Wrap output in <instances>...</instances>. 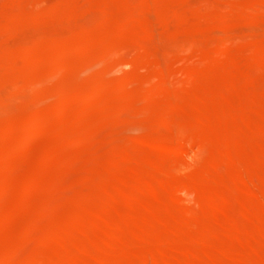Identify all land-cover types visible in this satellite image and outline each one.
Masks as SVG:
<instances>
[{
	"label": "rangeland",
	"instance_id": "rangeland-1",
	"mask_svg": "<svg viewBox=\"0 0 264 264\" xmlns=\"http://www.w3.org/2000/svg\"><path fill=\"white\" fill-rule=\"evenodd\" d=\"M30 1L31 0H11V1L10 0H1L0 1V3H1L0 4V34L4 35V37H3V35L0 37V38H2V39H0V72H1L0 73V78H1L0 79V82H1L0 83V131L2 129H5V128L8 129L9 128L14 132V134L18 135L17 137H19V141L17 139H15V141H14V139L4 137L0 134V145H1L0 146V159H1L0 160V219L3 218L2 221L3 220L5 221L6 220L5 217H8V218H9V216L13 217L12 215H15L17 217L15 219H12V218L9 219L10 222L7 219V221H5L7 224L4 222L6 225L0 224V229H1L0 230V236L2 235L0 237V249H1L0 250V264H11V263L12 264H22V263L26 264V263H24L26 258L28 260L31 256H33L35 254L34 252H36V251H39L38 254H40L41 251H43L41 253L42 256L37 255L38 257H42L43 259L46 258L44 256H48L49 254H50L49 256L52 257L53 254L57 253L59 255L62 252H64L63 250L66 251V247L63 250L62 249L59 250V246L60 247H61V245L64 246V242L61 238H56L57 241H60V242H57V244L55 243L56 244L55 246H53V245H54V242H56V241H50L49 240L48 243L43 242L45 240L44 238H46V240L52 239V237L50 236L51 237L50 238L48 236L49 234L46 233L49 231V228L51 227L50 225H52L50 222L52 220V218L54 219L53 221H55L54 223H56V224L58 223L59 226H62L65 223V226H67L69 228V227H71V224L67 222V219L70 218L71 216L67 217L69 215L67 213L68 211H69L70 215L72 214V211L74 214L75 213H82L84 215H87L88 213L91 214L92 212H95V213H92L93 215L97 214L99 212L98 207H100L99 203L101 202L102 199L99 200V202L96 199L99 197V195H100L99 198H103V197H101V195L103 194L102 193L103 190L101 191L100 189H103V186H104L103 180L104 179L107 180L106 182L108 184L111 183L110 185H113L116 181V178H118V176H120V175H121V177H127V178H130L131 176H133L132 172H135V170L137 169V164H136L135 160L143 158L142 160L144 162H146L148 160L151 161L152 159H154V160L158 159L157 158L158 154L155 153L156 150L154 153H151L153 151L152 149H157L156 147L153 148L154 143L151 144V142L154 141L152 137H154L156 139L157 138L158 139L162 138L164 140L167 139L166 141L169 140L172 143L173 140L176 139L179 136V134L181 133L180 126H183L185 124H192V122H194L195 121L194 119L196 118V117H194V115L196 114V111H200L202 109V108H200V110H198L199 107L195 108L194 106L192 108L191 107L187 108L188 105L185 107L186 101L184 98H186L187 96H188V100H191L194 96H197L196 94H199V93L201 94V92L205 96H210L212 98L217 96V100L212 99V102L214 100L213 104L215 103L216 105L215 104L211 105L212 104L211 103L210 106L207 107L208 108L207 110L210 109L212 112H213V109H215V108H216V110L217 109H219V110L223 109L220 106L224 102L225 103L222 106L227 104L226 108L227 107L228 108L229 107L230 108L231 107L232 108L238 107L237 109H234V110H239V108L243 109L245 107L244 102H246V100L250 101V99H255V100L259 99V100H257L258 102L256 104L260 103L262 105V107L264 108V102H263V100H264V95H263L264 94L263 93L264 92L263 91L264 90V77H262V76H264V59L261 57L258 58V55H256L257 53H256L255 47L253 49H251V47H248L249 44H250L249 46H251V44L261 45V42L262 41L264 42V28H263L264 27V19H262L264 16L261 14V17L262 16L263 17L261 19H260V17H257L260 20L256 21L255 20L256 17L255 18L252 17L250 19L249 16H251V15L246 16V15H243L242 13H241V15H239V13H237L235 16V19L233 16L231 18H228L230 20V22H232L233 25H231V23H230L231 26L228 28L224 27V29H219L220 25H218V24H215V26H214V24H212V23H213V20L215 18L212 20V18L210 17L211 14H212V16L216 14L215 16L217 18L222 17L221 12L222 11L224 12V10H225L224 9L225 7H223V5L224 6L226 5L227 6L226 8H230L232 11L235 10L234 8L233 9L231 8L233 5H234L233 7H236V6H237V8L239 7L240 10H241V6H244V7H246L245 9L248 10L249 13L251 14L252 13V7L251 6H253V5H251L252 3H250V2L253 0H222L223 3L220 2L221 0L220 1L219 0H201V1L200 0H191V2H190V0H187V1L186 0L185 1L184 0H147V1H149V3H151V4L153 3L152 5L150 4V7L154 6V5L156 6L153 9L154 11L152 10V12H150L151 11L150 7H147L148 9L150 8L149 10L147 9V11H144V12L141 11L140 12V10L146 9V8H144V9L138 8V7H140L139 3L141 2L140 4H142V2L144 0H137V1L136 0H129V2H128V0H111V1H109V0H97V1L96 0H89V1L88 0H61V1L60 0H54V1L53 0H51V1L50 0L49 1L48 0H33L32 2H30ZM34 1H35V3H34ZM106 1L107 2L109 1V2L107 3ZM116 1L118 2L117 4H116ZM132 1H134V2H132ZM145 1H144V3H145ZM257 1H259L258 2L259 7L261 6L263 8L260 13L264 14V4H262V2H264V0H262V2L260 0H257ZM196 2H199V3L196 4ZM256 2H253V3H256ZM26 3H28V4H26ZM38 3L40 5H38ZM41 3L45 4V6ZM109 4L111 6L108 8L107 5H109ZM132 4L133 5L135 4L134 8H133ZM117 5H119L122 8L121 9L115 8ZM162 5H164V6H162ZM247 5H249V6H247ZM27 6H28V9H26ZM136 6H138V7H136ZM244 7H242V8H244ZM259 7H258V9H259ZM128 8H129V10L135 9V10H132V13H131L132 17H134L135 14L137 16V17H135L136 20L134 22H133V18L131 20V16H130L131 14H128L130 16V20H131V22H128L129 20L127 19V17L129 18V16L126 15V13H129V10H127ZM156 8H160L159 11L160 10L164 11V12L167 11V13L158 12V11H157L158 12L157 13V12H155ZM162 8H165L166 10H163ZM173 8H175V9H173ZM110 9H111V12L113 9H115V11H113L114 13H110ZM220 9H221V11H220ZM230 9H228V10H230ZM34 10H37V11L35 12ZM125 10H127L128 12L125 13L124 12ZM228 10H225V11L229 14L230 11L228 12ZM241 11L246 14L244 9ZM258 11H260V10H258ZM3 12H5V13H3ZM32 12L35 14L33 15ZM60 12H62V14ZM236 12H239V10L236 9ZM57 13H59V14H57ZM92 13H94V14H92ZM184 13H185V15L188 14L187 16L190 17L189 19H191V21L186 22L187 20L184 19V17H185ZM249 13H247V14H249ZM110 14H112L113 16H111ZM167 14H170V15L173 14V15L167 16ZM231 14L232 13H230V16H231ZM139 15H140V17H139ZM11 16H12V18H11ZM152 16H154V17H152ZM204 16L207 18H205ZM223 16H225V15L223 14ZM239 16H240V19H239ZM242 16H244L246 18L241 19ZM258 16H260V15H258ZM172 17H174V18H172ZM201 17H204L205 19H207L206 23L207 22L210 23L209 26H207L208 28L206 26H205V29L203 27L202 28L199 27L201 24H198V23H202ZM5 19L8 21V23L6 21H4ZM126 19H127V22H125V24H124L123 22L126 21ZM152 19H153V21H152ZM183 19L185 21H183ZM192 19H193V21H192ZM194 19H195V21L198 20V21H196V22H198L197 24L194 21ZM252 19H254L256 22ZM33 20H35V21H33ZM37 20H39V21H37ZM51 20H52V22H50ZM202 20L204 21V19H202ZM249 20L252 22L254 21L253 24H251L252 22H249ZM1 21H2V23H1ZM54 21H56V22H54ZM85 22H88L89 24L85 23ZM147 22H148V24H147ZM183 22H184V24H183ZM191 22H193V23H191ZM216 22H218V21H216ZM154 23H156V24H154ZM185 23H189V24L186 25ZM15 24H16V27H15ZM54 24H56V25H54ZM119 24H123V25H127V26L120 27ZM35 25H37V27ZM79 25H81V26H79ZM217 25L219 27H217ZM9 26H11L12 28H10ZM128 26H130V27L128 29H126ZM147 26H148V29H146ZM149 26L152 27L151 28L152 30L150 29L151 31H154L156 29L154 32V35L152 34L154 37L157 34L156 38H154L153 36L149 37V35H145L147 32L150 31ZM119 27L121 30L123 27H125L126 31H124V33H121V32L119 33L117 31ZM8 28L10 31L8 30ZM17 28L19 29V31ZM49 28H50V30H49ZM144 29H146V31L147 30L148 31L146 32ZM2 30H4L5 32ZM142 30L145 31L144 32L145 34L143 33ZM13 31H17V33L13 32ZM7 32H9V33H7ZM171 32H172V35L170 34ZM234 32H237V33H235V35H234ZM131 33H133V34H131ZM168 33L170 34V36ZM213 33H214V36H213ZM15 34L17 37H15ZM173 34H174V36H173ZM144 35H145V38L147 36L148 37L145 39ZM198 36L201 38L198 39L199 38ZM18 37H19V39H18ZM52 37H54V38H52ZM69 37H71V38H69ZM157 37H158V39H157ZM223 37H227L229 40H232L233 42L237 39L235 41L237 43V44L235 43L236 45L239 44L243 47H246V46L247 47L243 49L240 47H233V45H231L232 47L228 49V54L226 52L227 56L224 55L225 57L223 58V56L221 57L219 55V58H220L219 59L217 57V53H213V50H215L216 48L218 50L217 46L220 45V39ZM11 38H14V39H11ZM45 38L46 39L48 38V39L46 40ZM59 38L60 39L63 38L66 41H68L69 45L66 47V46H63V44H62L60 49H57V46H56L57 42L56 43L53 42V39H55L54 41H56ZM238 38H239V40H238ZM68 39H70V40H68ZM87 39H89V40H87ZM38 40H39V43H37ZM251 40L253 42H251ZM20 41H22V42L20 43ZM66 41H64V44L67 43ZM78 41H80V42H78ZM8 43H9V45L6 46V44H8ZM242 43H245V44L248 43V44L245 46V45H242ZM49 44H50V46L52 45L51 48H50V46H48ZM36 45H37V47L40 46L42 48V50L40 47L37 48ZM208 45H209V47H208ZM11 46H12V48H11ZM28 46L32 47V50L35 51V53L37 52L36 56L38 54H40V56H43L42 57L43 59L41 57H39L40 59L36 58V59H33L31 61V60L25 59V57H22L21 53L23 52L25 54V52L23 51L22 48H24V49H26V47L30 48ZM44 46H45V48H44ZM201 46H202V48H201ZM47 47L49 48V50L47 49ZM212 47H215V48H212ZM4 48L6 49V51ZM18 48H20V50ZM249 48H250V50H249ZM130 49L132 51L133 50L134 51L132 52ZM173 49H174V51H173ZM180 51H181V53H180ZM209 51H211V52H209ZM251 51H253V52H251ZM206 52H209V56L210 55L212 56V61H210V63L212 62L211 64L209 63V60H206L207 58L210 59L209 56L207 57L208 54ZM239 52H241V53H239ZM46 53H48V54H46ZM13 54H15L16 56ZM213 55L214 56L216 55V56L213 57ZM240 55H244V56H240ZM59 56H62L63 59H60L62 57H59ZM240 57L242 59H240ZM51 58H52V60H51ZM245 58H247V60L249 58H251V61L250 60L249 61L252 65L251 64H249V66H247L248 64L245 65L244 64ZM256 58L258 59V61L255 62V64L257 63L256 64L257 66L255 65L256 66L255 67L253 65H254V61L257 60ZM254 59H256V60H254ZM62 60H63V62H61ZM65 60H67V61H65ZM136 60H138L140 62H138ZM26 61L27 62L29 61V62L27 63ZM207 61L211 65V66H208L209 68L207 67L208 69H206L205 65H204V62H207ZM230 61H231V63H230ZM249 61H248V63H249ZM46 62H47V64H46ZM57 62L61 66L58 65L59 67H57V64H58ZM234 62L238 65V67H236L237 65L235 67L233 66L235 64ZM241 62L244 65H242ZM208 63H206V64H208ZM245 63H247V62H245ZM23 64H24V66H22ZM26 64H28L29 70H28V66H27V68H25ZM30 65H32V67ZM41 65L43 68L41 67ZM186 65H187V67H186ZM202 65H204V68H205L203 70H209L210 73L208 71L204 75L203 73H205V72L201 70V72H203V73H201V74L197 73L198 75H193V76H195L196 80H194V77L192 76L193 82L191 81L190 84H188V82H187V85H186L187 89H186V87L184 88L183 86H182V88H179V87H181V83L185 86L184 81H187V79H185L183 76L184 72L190 70L191 67H193L192 68V70H193L194 66H195V69H196V67L203 68V67H201ZM259 65H260V67H258ZM251 67H255V68H253V70L254 69L258 70V71L254 70L255 73L258 72V74L256 73L257 75L255 74L256 76H251V75H254ZM42 69L43 70L45 69V70L43 71ZM260 69H262V70H260ZM35 70H36V72H35ZM163 70H164V73H162ZM181 70H183V71H181ZM234 70H236V71H234ZM249 70H250V73L252 71L251 74L249 73ZM24 71H25V73H24ZM213 71H214V73H213ZM37 72L39 74H37ZM57 72L60 74L58 75ZM240 72H242V74ZM260 72H262V73H260ZM3 73H4V75H3ZM34 74L36 76H34ZM93 76H94V79H93ZM141 76H143V77H141ZM63 77H65V78H63ZM103 77H104V79H103ZM213 78H214V80H216V79L218 80V81H216L217 85H216V83H215V85H213V82H210V80ZM61 79L62 80L64 79V80L62 81ZM98 79H100V80H98ZM183 79H185V80H183ZM231 79H233V80L230 81ZM93 80H94V82H92ZM60 82H62V83H60ZM161 82L163 83L162 86H160L162 88L156 87V86H159V85H156V83L161 84ZM218 82H220L219 85H218ZM151 83H153V84H151ZM15 84L20 85V86H17ZM71 84H73V87ZM210 84H212L213 87ZM251 84H253V85L251 86ZM128 85H129V87H128ZM149 85H150V87L158 88V90L155 89V91H154V94L156 96V99L154 97V100L151 98L152 96H154V94L153 95H151L150 93L147 94V92H148L147 90L145 92V88L148 89L147 87H149ZM243 85L246 87H244ZM114 86L115 87L118 86L124 90L119 91L117 88H116L117 90L116 89L114 90ZM218 86H220V87H218ZM233 86L236 87V89H234L235 91H233ZM6 87H7V89L5 91L4 88H6ZM63 87L66 88L67 90H70L71 92L75 91L76 94H75L74 99L72 101H69L66 104H63L62 106H59V105L57 106V104L55 102H57L58 96L61 92V89H63ZM227 87H229V90L227 89ZM252 87H255V88H252ZM15 88H16V90H15ZM74 88L77 90H75ZM163 88H165V89H163ZM219 88H220V90H223L222 88H225V90L227 89L229 91V92L223 91L225 93H223V92L221 93L222 95L225 94L224 95L225 97L223 96L222 98H218L219 96H221V94L219 95L220 91L216 93L217 95L213 94V90L218 91ZM249 89H250V91H249ZM8 90H9V92H8ZM11 90H13V91H11ZM53 90H54V92H53ZM92 90H93V92H92ZM230 90H232V91H230ZM51 91L53 92V94ZM70 91H68V92H70ZM193 91L194 92L197 91L198 93L195 94V93H193ZM247 91L250 93H247ZM259 91H260V93H259ZM13 92L15 94L16 93L17 94L15 95ZM33 92H36V93L33 94ZM42 92H44V93H42ZM187 92H188V94H187ZM191 92L193 94H191ZM45 95H47V96H45ZM53 95H54V97L55 96L56 97L54 98ZM43 96L45 98H43ZM252 96H255V97L253 98ZM201 97L203 98V96H201ZM46 98L49 100H47ZM245 98H246V100H244ZM180 99H184L185 102H182ZM219 100L220 101L222 100L223 102L221 101L219 104ZM48 101L51 105L46 104ZM40 102H42V104ZM81 103H83V106ZM205 103H210V102L208 101ZM44 104L47 105V107L44 106ZM69 104H71V106ZM235 104H237V105H235ZM16 106H18L19 108ZM43 106L45 108H41ZM218 106L221 109L217 108ZM57 107H58V109H57ZM210 107H213V108H210ZM16 108H17V110H16ZM37 108H38V110H37ZM70 108L73 110H69ZM203 108H205V107H203ZM21 109H24V110L21 111ZM44 109H48V111L49 110L50 111L48 112ZM126 110H127V113H126ZM210 110L207 112H211ZM216 110H214V111H216ZM243 110H245V108ZM247 110H248V108H246V111ZM258 110H255V112L253 111V114L254 113L257 114L256 111H258ZM26 111L29 113H27ZM31 111H32V113H31ZM38 111L43 112L46 115V118L50 119L49 120L50 123L46 120L47 123H49L50 128L48 127V130H46L40 136L31 137L28 135V133L25 131V129H23V127L25 128L26 123L33 120V118H35L36 115L42 114ZM63 111H65V112H63ZM73 111L74 112L77 111L78 113L76 112V113L72 114ZM205 111H206V108H205ZM10 112H12V113H10ZM86 112H88V113H86ZM201 112H204V110H202ZM23 113L25 116L23 115ZM128 113H131V115ZM220 113H222V112L220 111ZM126 114H128L129 116H127ZM17 115L20 117H16ZM54 115L57 117H59L58 115H62L63 118H61V120H60V117H59V119H57V118H55ZM30 116H31V118H30ZM72 116H74V118ZM98 116H99V118H98ZM196 116H198V113L196 114ZM11 117L13 119H16L17 123L14 122L13 124H11L12 121L10 122V120H13ZM77 117H79V118H77ZM129 117H130V119H129ZM162 117H164L163 119H167L168 120V121L166 120L167 122L170 121L169 124H167V125L163 124L162 125V120H161ZM171 118H173V119H171ZM74 119L75 120L77 119V120L74 121ZM159 119L161 120V123H160ZM169 119H171V120H169ZM71 120L74 122H72ZM172 120L174 121L173 123L171 122ZM228 120H230V119H228ZM238 120L242 123V119L238 118ZM232 121H234V120H232ZM65 122H66V124H65ZM107 122H109V123H107ZM228 123L230 126L232 122L229 121ZM61 124L64 126H62ZM86 124H88V125H86ZM59 125H61V126L58 127ZM170 125H172V128L170 127ZM84 126H86V127L84 128ZM61 127L64 129L60 131L61 132L60 134H58L57 130L61 129ZM90 127H92V128H90ZM229 129L231 130V127H229ZM229 129H228V131H229ZM80 130H81V132H80ZM82 130H83V132H82ZM178 130H180V131H178ZM22 131H23V133H22ZM77 131H79L78 134H77ZM67 133H68V135H67ZM73 133H75V134H73ZM196 135L197 136L202 135V133H197ZM139 136H141L140 139H139ZM65 137H67V138L65 139ZM144 137H145V139H144ZM35 138H37V139H35ZM59 138L61 141H59ZM9 139H10V141H9ZM28 140H30V141H28ZM95 140H96V142H95ZM147 140H149V141L152 140V141L146 143ZM90 141H93L94 143L92 142V144H91ZM105 141H107L109 144ZM254 142H255V144L258 143L256 141L252 142V140L249 143L250 144L253 143V145H254ZM136 143L137 144L138 143H141V144L144 143L145 146L147 144H148V146L143 147L141 145V148H140V144H138L139 148H140L139 149L140 152H139V150H137V148H135L137 145H135V147L133 146L134 147L133 149L137 150L136 152L133 153L135 160H130V161L127 160L126 161L127 164L122 166V167L114 164L115 160H117L118 157H120V156H118V154H117V156L114 155L116 152L119 153L118 151H116V149L120 150V152L122 150L124 151V149H126V148H128L127 150H130V148H132L131 145H134ZM249 143H248V145H249ZM261 143H262V145H260ZM261 143H259V145H257V144L254 145L256 147H253V145H252V148H249L245 152L254 154L256 152L258 153L260 151H264V142H261ZM28 144L30 147L29 150H28ZM126 144H127V147H125ZM92 145H93V148H92ZM105 145H106L105 148H107V149H105L106 151L103 152ZM49 146H50V148H48ZM86 146L90 149L86 148ZM94 146L95 147L97 146L99 148H97V147L95 148ZM108 146H109V148H108ZM23 147H24V149H23ZM147 147H149V150ZM101 148H102V150H101ZM150 148H152V149L150 150ZM246 148H248V147H246ZM57 149H59V150L57 151ZM113 149H115L114 151H116V152L113 151L114 154L113 155L110 154V156L112 155L113 157H111V158L113 159L115 157V159H113L114 161L110 160V162H109L105 158H107V154L109 156V153H111V151ZM96 150H98V151H96ZM127 150H126V152H127ZM170 150L172 151L173 149H170ZM170 150H168L166 152L163 151V153L165 152L164 154H166L169 152V155L168 154L165 155L164 159H167L169 162L171 161V163H173V165H171V163L170 164L165 163V161H164V163L166 164V166H167V164L169 167L172 166V170L170 168L169 169L167 168V170H169L168 172L165 170V168L163 170L166 171V173H171L173 175H176L175 178H177V179H184V178L188 177V175H190L192 172L196 171V169H198L199 166L201 167L202 164L204 165V158L210 154V151L207 148H201V149L200 148H196V149L195 148H189L186 152L183 153L184 155H182V153L180 155L179 153H176L174 150H173V152H175V154H173L172 152L170 153ZM14 151H15V153H14ZM26 151H27V153H26ZM49 151H50V153H49ZM91 151L93 154H90ZM123 151L121 153H123ZM157 151H158V149H157ZM239 151H240V149H239ZM239 151H237V152H239ZM31 152H33V153H31ZM36 152H37V155H36ZM99 152H102L104 155L102 153H99ZM130 152H132V151H130ZM138 152H139V154H138ZM159 152L162 153L161 150ZM11 153L13 155H11ZM239 153L242 154L241 151ZM243 153H244V151H243ZM14 154H16V156ZM28 154H30V155L28 156ZM41 154H43V155H41ZM97 154H100V155H97ZM25 155L27 157L24 158ZM89 155H90V157H89ZM91 155H93L94 157ZM119 155H121V154L119 153ZM63 156H65V157H63ZM13 157H15V158L13 159ZM48 157H50V161L48 160L49 159ZM26 158H27V160H26ZM40 158H42V159L48 158L47 160L50 162V164H49V162H47L46 165L41 164L42 159H40ZM32 159L33 160L36 159V160L33 161ZM52 159H53V161H52ZM180 159H182V160H180ZM9 160H10V162H9ZM104 160L106 163L104 162ZM11 161H12V163H11ZM246 161H248V160H246ZM7 162H9V163H7ZM78 162L81 166L78 164ZM96 162H97V164H96ZM99 162H100V164H99ZM160 162H162V161H160ZM24 163H25V165H24ZM240 163H238L239 167H237V166L235 168H234V166H230V167L228 166L225 168L223 167V169L220 171L221 175H218V176H221L220 178H222L225 181V184H223V185H225V188L229 187V185H227L226 181L232 182L231 180H234L236 175L239 176V174H237V172H239V171H237L236 173H235V171L237 170L236 168H240V165L242 167L244 165L248 170H251V173L256 171V172H254V174L256 173V175L258 174L257 176H260L261 182H259V180L257 179L258 181L255 180V183L257 184V186H259V184L264 185V170H263L264 165L257 166L258 164L254 163V162H249V164H247V163L243 164V162H242V164H240ZM48 164H49L50 168L48 167ZM58 164H59V166H57ZM175 164H177V170H176ZM183 164H184V166H183ZM238 164H235V165H238ZM252 164L255 167L252 166ZM5 165H7V166H5ZM33 165H35V166H33ZM91 165H92V167H91ZM98 165H100V166L98 167ZM110 165H112V166H110ZM11 166H13L14 169L16 167L18 169L16 168V170H14ZM43 166H46V168ZM87 166H88V168H87ZM128 166H129V168H128ZM173 166L175 168H173ZM225 166H227V165H225ZM19 167H20V170H19ZM54 167H57V168H54ZM61 167H64V168H61ZM81 167L83 169H80ZM242 167H241V169H242ZM261 167H263V168L261 169ZM21 168H23V169H21ZM33 168H35V169L33 170ZM67 169H68V171H67ZM74 169H75V171H74ZM140 169H139L140 171H143V173L146 174L145 172L147 171V168L141 167ZM72 170H73V172H72ZM149 170L150 171H148V172L150 174L154 173L152 175L153 177H150L153 179L156 172H155V170H153V168H149ZM158 170H160V169H158ZM5 171L8 174L10 173L11 175L9 174V176H7L8 174L6 175ZM18 171L20 174L17 173ZM29 171H30V173L33 172L34 174L33 173L30 174ZM78 171H80V172H78ZM244 171H245V168H244ZM62 172H64V173H62ZM71 172L74 174V176H73V174L72 175L70 174ZM230 172H231V174H230ZM232 172H233V174H232ZM80 173H81V175H80ZM91 173H92V177H94L93 179H90L89 178L90 176H88V175H91ZM12 174L16 177L14 178V176ZM82 174L85 176V178L87 176L91 180L90 183L92 182V180H94V179H96V180H94L90 184L89 182H87L85 180V178H84V176H82ZM106 174L108 177L106 176V178H103L102 176H105ZM161 174H162V171H161ZM116 175H117V177H116ZM160 175L158 174L155 177L160 176ZM30 176H31V178H30ZM38 176H39V178H38ZM65 176H66V178H65ZM67 176H69V177H67ZM146 177L148 178L147 174H146ZM181 177H183V178H181ZM23 178H25V179H23ZM36 178H38L37 181H39V183H41V180H42L43 185H42V183L39 184L40 187L37 189H35L36 187H34L35 190L33 189V191H31V193L29 191H26V193L29 192V193H27V195H28L27 196L24 193V189H23L24 186L22 187V185H24V183L27 181V179L28 180L31 179L33 181ZM69 178H70V180H69ZM63 180L65 181L64 184H63V182H64ZM84 180L86 182H83ZM131 180L133 181V183H136V182H140L141 178H138V179L133 178ZM4 181H7L8 185H6V182H4ZM11 181L13 182L14 185L10 184V183H12ZM20 181L21 182L23 181L22 184L20 183ZM60 181L62 182L61 184H60ZM66 181H67V183H66ZM98 181L100 182L99 185H98ZM132 181H131V183H132ZM1 184L5 188L2 187ZM67 184H69V185H67ZM10 185L14 186V187L12 188ZM70 185H71V187H69ZM226 185H227V187H226ZM252 186H254L255 191L261 192L259 189H257V186L255 187V184H253ZM10 187H11V189H10ZM87 187L89 189H91L92 192L94 191V193H92L93 198H94L95 193H96V195H98L97 198L96 197L94 198V202L92 203V205H94V204L96 205V203H98V206H95V208L89 207V204H91V203H87V202L82 201L83 198H85L87 196V195L84 196V194H87L84 192V191H86L85 189L88 190ZM51 188L53 191L51 190ZM45 189H47V190H45ZM57 189H59L60 191H58ZM71 190H73V191H71ZM89 191L90 190H88V192ZM169 191H172V190L169 189ZM169 191L167 189L166 194H165L166 195L165 203H166V206L168 207V212H164V214H165V216H167L171 220L170 222L172 224L175 223V225H176L177 224L176 222L178 220V218L176 219L175 215H173L172 211H174V209L180 208L178 210V212L183 210L185 214H181V213L180 214L182 216H188L187 211L199 209L198 206H201V207L204 206V201L202 199L201 200L196 199L195 194H192V193L188 194L187 192L186 193L185 192L184 193L183 192H177V193L173 192L175 194V195H173V193H171ZM51 192H53V193H51ZM55 192H57V194ZM76 192H78V193H76ZM82 192H83V194H82ZM48 193L53 198L49 199L48 197L50 195ZM59 193H60V195H58ZM79 194H81L82 196ZM89 194H91V193H88V195ZM67 195L70 196L71 199ZM67 198H68V200H66ZM3 199H5V200L9 199V200H7L8 201L7 202ZM32 199H33V201H32ZM147 199L148 200L151 199L150 195L147 196ZM2 200L4 203L1 202ZM21 200H22V202H21ZM54 200H55V202H54ZM123 200H125V199H122V201H120V202H118L112 206L113 208L117 209L119 214H122L127 209L128 201L127 200L123 201ZM151 201H153V200H151ZM17 204H19V205H17ZM5 205H6V207H5ZM28 205H29V207H28ZM49 205H51V206H49ZM44 207H46V208H44ZM55 207H57V208H55ZM68 207H70V208H68ZM101 207H102V205H101ZM44 209H47V210L44 211ZM82 210H83V212H82ZM11 211H12V214H11ZM100 211H101V209H100ZM13 212H15V213L13 214ZM39 212H40V214H39ZM44 212H46V213H44ZM225 212L227 213V215H225L226 214ZM225 212L215 211L214 212L215 214H212L210 216H203L202 217L203 219L200 218L199 221H200L201 225H202V223H205L208 220V218L228 222L227 220H230L232 217V212L231 213H228L230 211H225ZM221 214H223V216ZM263 214H264V212H263ZM161 216L163 217L164 215H161ZM211 216H213V217H211ZM224 216H225V218L228 216L227 219H225ZM219 217H221L222 219H219ZM23 219H25V220H23ZM183 219H184V217H183ZM11 220H12V223H11ZM43 220H44V222H43ZM172 220H173V222H172ZM255 221H256V223L258 222L257 220H255ZM141 222H142V220H140L139 224L143 223V222L142 223ZM249 222L250 221H248L247 224L244 223V225L247 228L249 227V229H252V228L258 227L256 225H254L256 227H253L251 224L252 222L250 224H249ZM218 224H219V222H218ZM47 225H48V228H46ZM58 225H55V226H58ZM14 228L17 229V231ZM30 228H32V230ZM33 228H34V230H33ZM97 229H100V231H102L105 228H97ZM97 229H95V230H97ZM35 231H38V232H35ZM16 232H17V234H15ZM103 232L102 233H103V237H104L105 231L103 230ZM3 233H4V235H3ZM29 233H31V234H29ZM102 233L98 234L96 232V234L99 235L98 238L100 236H102L101 235ZM7 234H9V236ZM33 234H34V236H33ZM43 234H45V235H43ZM96 234L94 233L91 236L93 237ZM3 237H5V238H3ZM102 238H100V239H102ZM95 239H97V236L95 237ZM133 239H134V241H133ZM39 240H41V241H39ZM157 240H160V239L157 238ZM225 241H226L225 238H222V239L218 240L217 242L215 240L214 243L212 244V246L217 247V246H220V244H222V243L227 244ZM249 241L246 242V244H245V242L242 243L241 246L238 247V250L241 249L240 251H244L248 247ZM8 242H10L11 244H9ZM14 242L16 244H14ZM62 242H63V244H62ZM135 242L139 243L138 239H136V237L132 236V237H124V240L121 243H126V244H133L134 243L135 244ZM156 242H158V241H156ZM228 242H230V241H228ZM38 243H41V245H42V243H46V245H48L50 248L46 249V247H48L46 245L44 247L40 245L42 247V248H40V246L37 245ZM158 243H156V244H158ZM216 243L219 245H217ZM250 243H251L250 245H252L254 242L252 241ZM17 244H18V246H17ZM230 244H228V245H230ZM50 245H52V247ZM103 245H102V247H103ZM235 245L237 246V244H235ZM119 246H120V244H119ZM254 246H255V244H254ZM230 247H232V244L230 245ZM35 248L38 250L34 251ZM5 249H6V251H5ZM261 250H263V252H264V246L262 247ZM32 251H34V252H32ZM92 251L93 252H91V255L95 256L99 253L100 249L98 248V249H95ZM19 255H20V257H19ZM135 255H138V252ZM53 256H55V255H53ZM262 256H264V254ZM133 257H134L133 255H132V257H130V259L132 261L137 258V256H135L134 258ZM258 257L257 258L255 257L254 259L251 258V261L256 262V263L259 262V260H261V258H258ZM229 260L230 259H226L225 263L231 264V262H229ZM21 261H23V262H21ZM8 262H10V263H8ZM42 264H44V263H42Z\"/></svg>",
	"mask_w": 264,
	"mask_h": 264
},
{
	"label": "bare ground",
	"instance_id": "bare-ground-1",
	"mask_svg": "<svg viewBox=\"0 0 264 264\" xmlns=\"http://www.w3.org/2000/svg\"><path fill=\"white\" fill-rule=\"evenodd\" d=\"M1 1V0H0ZM11 1V0H10ZM33 0H31L30 2H32ZM49 1V0H48ZM51 1V0H50ZM54 1V0H53ZM61 1V0H60ZM89 1V0H88ZM97 1V0H96ZM109 1H111V0H109ZM108 1V2H109ZM137 1V0H136ZM145 1V0H144ZM144 1L142 2V4H140L139 3V6L140 7H138V6H136V7H138L139 9H144V8H146L145 10H140V12L141 11H147V7H150V4L151 3H149V1H145V3H144ZM185 1V0H184ZM187 1V0H186ZM201 1V0H200ZM220 1V0H219ZM257 0H253V1H251L250 3H252L251 5H253V6H251L252 7V13L250 14L249 13V11L248 10H246L245 8L246 7H244V6H241V10H245V12H246V14L244 13V12H242L241 10H240V8L238 7L237 8V6L236 7H231L232 9L234 8L235 10H231L230 8H226L227 6L225 5H223V7H225L224 9L225 10H228V9H230V10H228V12L230 11V13H232L231 14V16H230V13L228 14L225 10H224V12L222 11L221 12V14H222V17H216L215 15H213L212 16V14H211V18H212V20H213V23L212 24H214V26H215V24H218V25H220V27L217 25V27H219V29H224V27L225 28H228V27H230L231 25H233L232 24V22H230V20L228 19V18H231L232 16L234 17V19H235V16H236V14L237 13H239V15H241V13L243 14V15H246V16H248V15H251V16H249L250 17V19L253 17V18H255V20L256 21H259L263 16H264V14L263 13H260L261 12V10L263 9L261 6L259 7V4H258V2L259 1H257ZM261 2H262V0H260ZM3 2V1H2ZM41 2V1H40ZM64 2V1H63ZM107 2V1H106ZM107 2V3H108ZM128 2H129V0H128ZM132 2H134V1H132ZM190 2H191V0H190ZM189 2V3H190ZM220 2H222V0L220 1ZM253 2H256V3H253ZM9 3V2H8ZM24 3V2H23ZM34 3H35V1H34ZM92 3V2H91ZM106 3V4H107ZM118 2L116 1V4H117ZM131 3V2H130ZM137 3V2H136ZM135 3V4H136ZM199 2H196V4H198ZM223 3V2H222ZM221 3V4H222ZM1 4V3H0ZM26 4H28V3H26ZM41 4H43V3H41ZM54 4V3H53ZM61 4V3H60ZM59 4V5H60ZM89 4V3H88ZM96 4V3H95ZM111 4V3H110ZM107 5L108 6V8L111 6V5ZM134 4V5H135ZM146 4V5H145ZM153 4V3H152ZM151 4V5H152ZM193 4V3H192ZM195 4V5H196ZM242 4V3H241ZM262 4H264V2H262ZM14 5V4H13ZM17 5V4H16ZM22 5V4H21ZM38 5H40L39 3H38ZM37 5V6H38ZM44 6H45V4H43ZM47 5V4H46ZM65 5V4H64ZM86 5V4H85ZM133 5V4H132ZM133 5V8L135 7ZM194 5V4H193ZM29 6V5H28ZM28 6L26 7V9H28ZM43 6V7H44ZM48 6V5H47ZM53 6V5H52ZM51 6V7H52ZM56 6V5H55ZM162 6H164V5H162ZM247 6H249V5H247ZM263 6V5H262ZM5 7V6H4ZM24 7V6H23ZM34 7V6H33ZM50 7V8H51ZM86 7V6H85ZM154 7H156L155 5L154 6H151L150 8H151V11L150 12H152V10L154 9ZM160 7V6H159ZM197 7V6H196ZM242 7H244V8H242ZM258 7H259V9H258ZM3 8V7H2ZM35 8V7H34ZM84 8V7H83ZM115 8H122V7H120L119 5H117ZM137 8V9H138ZM149 8V9H150ZM177 8V7H176ZM261 8V9H260ZM13 9V8H12ZM17 9V8H16ZM40 9V8H39ZM68 9V8H67ZM72 9V8H71ZM148 9V10H149ZM159 9L160 8H156L155 10V12H164V11H159ZM163 10H166L165 8H162ZM173 9H175V8H173ZM200 9V8H199ZM203 9V8H202ZM236 9L237 10H239V12H236ZM248 9V8H247ZM2 10V9H1ZM30 10V9H29ZM28 10V11H29ZM49 10V9H48ZM93 10V9H92ZM127 10H129V8L127 9ZM127 10H125L124 12L126 13V12H128ZM132 10H135V9H132ZM132 10L130 9L129 10V13H126V15H128V14H131L132 13ZM201 10V9H200ZM258 10H260V11H258ZM5 11V10H4ZM19 11V10H18ZM26 11V10H25ZM33 11V10H32ZM35 12L37 11V10H34ZM113 11H115V9H113L112 10V12H111V9H110V13H114ZM131 11V12H130ZM154 11V10H153ZM176 11V10H175ZM220 11H221V9H220ZM241 11V12H240ZM15 12V11H14ZM134 12V11H133ZM157 12V13H158ZM171 12V11H170ZM3 13H5V12H3ZM27 13V12H26ZM33 13V12H32ZM54 13V12H53ZM61 14H62V12H60ZM68 13V12H67ZM73 13V12H72ZM97 13V12H96ZM124 13V14H125ZM135 13V12H134ZM139 13V12H138ZM164 13H167V11H165ZM177 13V12H176ZM213 13V12H212ZM235 13V14H234ZM247 13H249V14H247ZM25 14V13H24ZM35 13H33V15H34ZM57 14H59V13H57ZM92 14H94V13H92ZM223 14L225 15V16H223ZM228 14V15H227ZM261 14L263 15L262 17H261ZM54 15V14H53ZM71 15V14H70ZM111 16H113L112 14H110ZM142 15V14H141ZM148 15V14H147ZM168 15H170V14H167V16ZM171 15H173V14H171ZM170 15V16H171ZM188 14H186L185 15V13H184V19H186L187 21L186 22H188V21H191V19H189L190 17H188L187 16ZM254 15V16H253ZM258 15H260V16H258ZM68 16V15H67ZM74 16V15H73ZM89 16V15H88ZM91 16V15H90ZM99 16V15H98ZM122 16V15H121ZM129 16V15H128ZM131 16V20H132V18H133V22L136 20V18L135 17H137L136 16V14H135V16L134 17H132V14L130 15ZM130 16H129V18L127 17V19L129 20L128 22H131V20H130ZM150 16V15H149ZM206 16V15H205ZM204 16V17H205ZM26 17V16H25ZM69 17V16H68ZM76 17V16H75ZM139 17H140V15H139ZM142 17V16H141ZM152 17H154V16H152ZM156 17V16H155ZM175 17V16H174ZM174 17H172V18H174ZM188 17V18H187ZM200 17V16H199ZM198 17V18H199ZM201 17V21H202V23H198V22H196V21H198V20H196L195 21V19H194V21L196 22V24L198 23V24H201L199 27L200 28H204L205 29V26L207 27V26H209V22H207L206 23V20L207 19H205V18H207V17ZM257 17H260V19H258ZM4 18V17H3ZM11 18H12V16H11ZM35 18V17H34ZM58 18V17H57ZM89 18V17H88ZM242 18H246V17H244V16H242L241 17V19ZM248 18V17H247ZM14 19V18H13ZM27 19V18H26ZM41 19V18H40ZM49 19V18H48ZM125 19V18H124ZM127 19H126V21H124L123 23L125 24V22H127ZM150 19V18H149ZM183 19V21H185ZM202 19H204V21L202 20ZM239 19H240V16H239ZM238 19V20H239ZM249 19V18H248ZM247 19V20H248ZM262 19H264V17L262 18ZM142 20V19H141ZM181 20V19H180ZM246 20V21H247ZM252 20H254V19H252ZM254 20V21H255ZM4 21H6L7 23H8V21L5 19ZM24 21V20H23ZM29 21V20H28ZM33 21H35V20H33ZM37 21H39V20H37ZM58 21V20H57ZM82 21V20H81ZM85 21V20H84ZM104 21V20H103ZM144 21V20H143ZM152 21H153V19H152ZM192 21H193V19H192ZM200 21V22H201ZM215 21V22H214ZM216 21H218V22H216ZM253 21V22H254ZM255 21V22H256ZM27 22V21H26ZM50 22H52V20L50 21ZM54 22H56V21H54ZM53 22V23H54ZM249 22H252V21H250L249 20ZM253 22L251 23V24H253ZM1 23H2V21H1ZM13 23V22H12ZM65 23V22H64ZM85 23H88V22H85ZM191 23H193V22H191ZM205 23V24H204ZM230 23H231V25H230ZM45 24V23H44ZM43 24V25H44ZM49 24V23H48ZM58 24V23H57ZM89 24V23H88ZM129 24V23H128ZM133 24V23H132ZM147 24H148V22H147ZM154 24H156V23H154ZM158 24V23H157ZM183 24H184V22H183ZM186 25L187 24H189V23H185ZM204 24V25H203ZM245 24V23H244ZM250 24V25H251ZM259 24V23H258ZM54 25H56V24H54ZM86 25V24H85ZM248 25V24H247ZM14 26V25H13ZM27 26V25H26ZM30 26V25H29ZM34 26V25H33ZM36 27H37V25H35ZM50 26V25H49ZM61 26V25H60ZM70 26V25H69ZM79 26H81V25H79ZM119 26L120 27H122V26H127V25H123V24H119ZM131 26V25H130ZM130 26H128L126 29H128ZM140 26V25H139ZM10 28H12L11 26H9ZM15 27H16V24H15ZM41 27V26H40ZM46 27V26H45ZM62 27V26H61ZM120 27L118 28V32L120 33H124V31H126V29H125V27H123L122 28V30L120 29ZM144 27V26H143ZM150 27V26H149ZM184 27V26H183ZM193 27V26H192ZM198 27V28H199ZM222 27V28H221ZM249 27V26H248ZM261 27V26H260ZM19 28V27H18ZM17 28V29H18ZM47 28V27H46ZM68 28V27H67ZM72 28V27H71ZM110 28V27H109ZM152 27H150L149 28V30L151 29ZM176 28V27H175ZM194 28V27H193ZM196 28V27H195ZM208 28V27H207ZM254 28V27H253ZM264 28V27H263ZM7 29V28H6ZM5 29V30H6ZM29 29V28H28ZM33 29V28H32ZM64 29V28H63ZM120 29V30H119ZM124 29V30H123ZM146 29H148V26L146 27ZM146 29H144L145 31H146ZM155 29V28H154ZM250 29V28H249ZM252 29V28H251ZM8 30H9V28H8ZM13 30V29H12ZM49 30H50V28H49ZM69 30V29H68ZM71 30V29H70ZM74 30V29H73ZM152 30V29H151ZM149 31V32H147L146 34L144 33L145 31H143V33L145 34V35H149V37H152L153 35H154V32H155V30L154 31ZM173 30V29H172ZM184 30V29H183ZM200 30V29H199ZM226 30V29H225ZM229 30V29H228ZM257 30V29H256ZM260 30V29H259ZM258 30V31H259ZM2 31H4V30H2ZM10 31V30H9ZM18 31H19V29H18ZM24 31V30H23ZM45 31V30H44ZM48 31V30H47ZM62 31V30H61ZM60 31V32H61ZM85 31V30H84ZM123 31V32H122ZM141 31V32H142ZM5 32V31H4ZM13 32H16L17 33V31H13ZM35 32V31H34ZM135 32V31H134ZM153 32V33H152ZM157 32V31H156ZM170 32V31H169ZM182 32V31H181ZM198 32V31H197ZM239 32V31H238ZM7 33H9V32H7ZM46 33V32H45ZM64 33V32H63ZM66 33V32H65ZM159 33V32H158ZM178 33V32H177ZM235 33H237V32H234V35H235ZM254 33V32H253ZM256 33V32H255ZM258 33V32H257ZM91 34V33H90ZM131 34H133V33H131ZM153 34V35H152ZM169 34V33H168ZM171 35H172V32L170 33ZM170 34H169V36H170ZM181 34V33H180ZM198 34V33H197ZM196 34V35H197ZM225 34V33H224ZM231 34V33H230ZM3 35V34H2ZM1 34H0V37L2 36ZM13 35V34H12ZM11 35V36H12ZM19 35V34H18ZM36 35V34H35ZM34 35V36H35ZM50 35V34H49ZM145 35H144V38H145ZM184 35V34H183ZM218 35V34H217ZM226 35V34H225ZM239 35V34H238ZM262 35V34H261ZM32 36V35H31ZM56 36V35H55ZM156 36H157V34H156ZM156 36L154 37V38H156ZM173 36H174V34H173ZM172 36V37H173ZM213 36H214V33H213ZM3 37H4V35H3ZM15 37H17L16 36V34H15ZM33 37V36H32ZM133 37V36H132ZM148 37V36H147ZM146 37V38H147ZM199 37V36H198ZM221 37V36H220ZM52 38H54V37H52ZM58 38V37H57ZM61 38V37H60ZM57 39L56 41H54L55 39H53V42H57V49H60V47L62 46V44H63V46H68L69 45V43H68V41H66L65 39ZM69 38H71V37H69ZM81 38V37H80ZM87 38V37H86ZM85 38V39H86ZM145 38V39H146ZM201 37H199L198 39H200ZM209 38V37H208ZM211 38V37H210ZM233 38V37H232ZM236 38V37H235ZM0 39H2V38H0ZM11 39H14V38H11ZM18 39H19V37H18ZM43 39V38H42ZM46 39V38H45ZM48 39V38H47ZM46 39V40H47ZM90 39V38H89ZM89 39H87V40H89ZM157 39H158V37H157ZM166 39V38H165ZM234 39V38H233ZM258 39V38H257ZM24 40V39H23ZM28 40V39H27ZM44 40V39H43ZM61 40V41H60ZM68 40H70V39H68ZM76 40V39H75ZM80 40V39H79ZM177 40V39H176ZM214 40V39H213ZM237 40V39H236ZM235 40V41H236ZM238 40H239V38H238ZM19 41V40H18ZM26 41V40H25ZM63 41V42H62ZM64 41H66L67 43H65L64 44ZM179 41V40H178ZM233 42L232 40H229L227 37H223V38H221L220 39V45L219 46H217L218 47V50H217V48L215 49V50H213V53H217V57L219 58V55L222 57L223 56V58L225 57L224 55H226L227 56V54H228V49L229 48H231L232 46L231 45H233V47H240V48H246L247 46V44H245V43H242V45H245L246 47H243V46H241V45H236L237 43L236 42ZM243 41V40H242ZM22 41H20V43H21ZM27 42V41H26ZM35 42V41H34ZM78 42H80V41H78ZM77 42V43H78ZM122 42V41H121ZM165 42V41H164ZM251 42H253L252 40H251ZM255 42V41H254ZM24 43V42H23ZM37 43H39V40L37 41ZM36 43V44H37ZM50 43V42H49ZM71 43V42H70ZM105 43V42H104ZM211 43V42H210ZM234 43V44H233ZM236 43V44H235ZM25 44V43H24ZM53 44V43H52ZM67 44V45H66ZM74 44V43H73ZM72 44V45H73ZM81 44V43H80ZM98 44V43H97ZM167 44V43H166ZM219 44V43H218ZM241 44V43H240ZM7 45H9V43L8 44H6V46ZM17 45V44H16ZM59 45V46H58ZM101 45V44H100ZM109 45V44H108ZM236 45V46H235ZM250 45V44H249ZM248 45V47H251V49H253L254 47H255V49H256V55H258V58H263L264 59V42L262 41L261 42V45H258V44H256V45H254V44H251V46H249ZM15 46V45H14ZM39 46V45H38ZM48 46H50V44L48 45ZM52 46V45H51ZM51 46H50V48H51ZM257 46V47H256ZM24 47V46H23ZM28 47H30V46H28ZM36 47H37V45H36ZM40 47V46H39ZM39 47H37V48H39ZM72 47V46H71ZM83 47V46H82ZM198 47V46H197ZM196 47V48H197ZM208 47H209V45H208ZM11 48H12V46H11ZM22 48V47H21ZM35 48V47H34ZM33 48V49H34ZM41 48V47H40ZM44 48H45V46H44ZM117 48V47H116ZM201 48H202V46H201ZM212 48H215V47H212ZM5 49V48H4ZM14 49V48H13ZM19 50H20V48H18ZM23 49V51L25 52V54L22 52L21 54H22V57H25V59H27V60H33V59H36V58H39V57H43V56H40V54H38L37 56H36V53H35V51H33L32 50V47H30V48H27L26 47V49H24V48H22ZM21 49V50H22ZM47 49L49 50V48L47 47ZM70 49V48H69ZM210 49V48H209ZM237 49V48H236ZM2 50V49H1ZM41 50H42V48H41ZM44 50V49H43ZM66 50V49H65ZM77 50V49H76ZM131 50V49H130ZM249 50H250V48H249ZM5 51H6V49H5ZM67 51V50H66ZM132 51V50H131ZM134 51V50H133ZM132 51V52H133ZM173 51H174V49H173ZM212 51V50H211ZM211 51H209V52H211ZM218 51V52H217ZM8 52V51H7ZM20 52V51H19ZM60 52V51H59ZM145 52V51H144ZM179 52V51H178ZM201 52V51H200ZM209 52H206L208 55H207V57L209 56ZM226 52H227V54H226ZM238 52V51H237ZM251 52H253V51H251ZM4 53V52H3ZM15 53V52H14ZM62 53V52H61ZM114 53V52H113ZM148 53V52H147ZM173 53V52H172ZM180 53H181V51H180ZM185 53V52H184ZM187 53V52H186ZM196 53V52H195ZM239 53H241V52H239ZM12 54V53H11ZM46 54H48V53H46ZM141 54V53H140ZM201 54V53H200ZM205 54V53H204ZM245 54V53H244ZM13 55H15V54H13ZM24 55V56H23ZM170 55V54H169ZM172 55V54H171ZM193 55V54H192ZM230 55V54H229ZM247 55V54H246ZM16 56V55H15ZM45 56V55H44ZM47 56V55H46ZM58 56V55H57ZM216 56V55H215ZM214 55H213V57H215ZM240 56H244V55H240ZM53 57V56H52ZM55 57V56H54ZM59 57H62V56H59ZM146 57V56H145ZM205 57V56H204ZM210 57V59H206V60H209V63H210V61H212V56L210 55L209 56ZM236 57V56H235ZM49 58V57H48ZM101 58V57H100ZM183 58V57H182ZM185 58V57H184ZM233 58V57H232ZM231 58V59H232ZM254 58V57H253ZM40 59V58H39ZM43 59V58H42ZM41 59V60H42ZM60 59H63V57L62 58H60ZM66 59V58H65ZM205 59V58H204ZM220 59V58H219ZM240 59H242L241 57H240ZM257 59V58H256ZM256 59H254V60H256ZM20 60V59H19ZM51 60H52V58H51ZM145 60V59H144ZM198 60V59H197ZM205 60V61H206ZM251 61V58H249L248 60H247V58H245V62H247V63H245L244 62V64L245 65H247V66H249V64H251L250 63V61ZM44 61V60H43ZM65 61H67V60H65ZM69 61V60H68ZM136 61H138V60H136ZM184 61V60H183ZM234 61V60H233ZM232 61V62H233ZM238 61V60H237ZM236 61V62H237ZM248 61H249V63H248ZM258 61V59L256 60V61H254V65L253 66H255L256 64H255V62H257ZM27 62V61H26ZM29 62V61H28ZM27 62V63H28ZM35 62V61H34ZM51 62V61H50ZM61 62H63V60L61 61ZM138 62H140V61H138ZM58 63V62H57ZM66 63V62H65ZM155 63V62H154ZM172 63V62H171ZM206 63H208V61L207 62H204V65H205V68L206 69H208L209 67L208 66H211L210 64L212 63H208V64H206ZM230 63H231V61H230ZM235 63V62H234ZM233 63V64H234ZM242 63V62H241ZM240 63V64H241ZM253 63V62H252ZM259 63V62H258ZM262 63V62H261ZM46 64H47V62H46ZM243 63H242V65H244ZM260 64V63H259ZM13 65V64H12ZM54 65V64H53ZM58 65H60L59 63L57 64V67H59ZM157 65V64H156ZM204 65H202L201 67H203V68H198V67H196V69H195V66H194V69L192 70V68L193 67H191V71L190 70H188V71H185L184 72V74H183V76H184V78L185 79H187V81H184L185 82V86L181 83V87H179V88H182V86L185 88L186 87V85H187V82H188V84H190L191 83V81L193 82V77H194V80H196V78H195V76H193V75H198V74H201V73H203V72H201V70L202 71H204L205 73H203L204 75L206 74V72H208L209 70H203V69H205L204 68ZM237 64L235 63L233 66L235 67ZM252 65V64H251ZM8 66V65H7ZM22 66H24V64L22 65ZM27 66H28V64H26V67L25 68H27ZM31 67H32V65H30ZM61 66V65H60ZM161 66V65H160ZM257 66V65H256ZM255 66V67H256ZM41 67H42V65H41ZM40 67V68H41ZM56 67V66H55ZM54 67V68H55ZM56 67V68H57ZM183 67V66H182ZM186 67H187V65H186ZM208 67V68H207ZM236 67H238V65L236 66ZM255 67H251L252 68V71H253V74L254 75H251V76H256L257 74H258V72H256L255 73V71L257 70V69H254L253 70V68H255ZM258 67H260V65L258 66ZM43 68V67H42ZM46 68V67H45ZM51 68V67H50ZM174 68V67H173ZM198 68V69H197ZM249 68V67H248ZM31 69V68H30ZM39 69V68H38ZM53 69V68H52ZM185 69V68H184ZM183 69V70H184ZM211 69V68H210ZM245 69V68H244ZM28 70H29V66H28ZM43 70V69H42ZM45 70V69H44ZM43 70V71H44ZM50 70V69H49ZM148 70V69H147ZM152 70V69H151ZM183 70H181V71H183ZM260 70H262V69H260ZM7 71V70H6ZM40 71V70H39ZM54 71V70H53ZM66 71V70H65ZM174 71V70H173ZM234 71H236V70H234ZM252 71H251V73H252ZM258 71V70H257ZM27 72V71H26ZM35 72H36V70H35ZM150 72V71H149ZM166 72V71H165ZM169 72V71H168ZM222 72V71H221ZM232 72V71H231ZM243 72V71H242ZM242 72H240L241 74H242ZM1 73V72H0ZM10 73V72H9ZM24 73H25V71H24ZM29 73V72H28ZM44 73V72H43ZM58 73V72H57ZM135 73V72H134ZM162 73H164V70L162 71ZM167 73V72H166ZM198 73V74H197ZM209 73H210V71H209ZM213 73H214V71H213ZM223 73V72H222ZM238 73V72H237ZM249 73H250V70H249ZM250 73V74H251ZM260 73H262V72H260ZM37 74H39L38 72H37ZM60 73H58V75H59ZM141 74V73H140ZM202 74V75H203ZM256 74V75H255ZM3 75H4V73H3ZM10 75V74H9ZM25 75V74H24ZM45 75V74H44ZM152 75V74H151ZM203 75V76H204ZM2 76V75H1ZM34 76H36L35 74H34ZM38 76V75H37ZM149 76V75H148ZM193 76V77H192ZM244 76V75H243ZM12 77V76H11ZM41 77V76H40ZM139 77V76H138ZM141 77H143V76H141ZM215 77V76H214ZM262 77H264V76H262ZM15 78V77H14ZM26 78V77H25ZM63 78H65V77H63ZM98 78V77H97ZM199 78V77H198ZM206 78V77H205ZM240 78V77H239ZM1 79V78H0ZM13 79V78H12ZM93 79H94V76H93ZM102 79V78H101ZM103 79H104V77H103ZM126 79V78H125ZM145 79V78H144ZM185 79H183V80H185ZM190 81H189V80ZM207 79V78H206ZM216 79V78H215ZM263 79V78H262ZM30 80V79H29ZM62 80V79H61ZM64 80V79H63ZM62 80V81H63ZM98 80H100V79H98ZM213 80V81H212ZM233 79H231L230 81H232ZM259 80V79H258ZM257 80V81H258ZM24 81V80H23ZM31 81V80H30ZM126 81V80H125ZM124 81V82H125ZM141 81V80H140ZM139 81V82H140ZM215 81V82H214ZM216 81H218L217 79L216 80H214V78L213 79H211L210 80V82H213V85H215V83H216ZM260 81V80H259ZM19 82V81H18ZM22 82V81H21ZM68 82V81H67ZM92 82H94V80L92 81ZM157 82V81H156ZM182 82V81H181ZM183 82V83H184ZM1 83V82H0ZM29 83V82H28ZM60 83H62V82H60ZM122 83V82H121ZM196 83V82H195ZM219 83L220 82H218V85H219ZM26 84V83H25ZM151 84H153V83H151ZM150 84V85H151ZM162 82H161V84L159 83V84H157L156 83V85H159V86H156V87H160V86H162ZM232 84V83H231ZM15 85H17V84H15ZM14 85V86H15ZM72 85V87H73V84H71ZM132 85V84H131ZM150 85H149V87H147L148 89H146L145 88V92H146V90L148 91L147 92V94L148 93H150L151 95H153L154 94V91H155V89L156 90H158V88H155V87H150ZM210 85H212V84H210ZM213 85H212V87H213ZM216 85H217V83H216ZM228 85V84H227ZM253 84H251V86H252ZM17 86H20V85H17ZM29 86V85H28ZM45 86V85H44ZM141 86V85H140ZM196 86V85H195ZM240 86V85H239ZM244 86V85H243ZM77 87V86H76ZM96 87V86H95ZM94 87V88H95ZM102 87V86H101ZM128 87H129V85H128ZM166 87V86H165ZM211 87V88H212ZM218 87H220V86H218ZM226 87V86H225ZM241 87V86H240ZM244 87H246V86H244ZM11 88V87H10ZM71 88V87H70ZM80 88V87H79ZM118 89L119 91H122V90H124V89H121L120 87H118V86H114V90L115 89ZM131 88V87H130ZM129 88V89H130ZM160 88H162V87H160ZM191 88V87H190ZM252 88H255V87H252ZM257 88V87H256ZM260 88V87H259ZM6 89H7V87L6 88H4V90L6 91ZM46 89V88H45ZM49 89V88H48ZM75 89V88H74ZM92 89V88H91ZM116 89V90H117ZM121 89V90H120ZM128 89V88H127ZM163 89H165V88H163ZM167 89V88H166ZM186 89H187V87H186ZM202 89V88H201ZM223 90H220V88H219V90L218 91H216V90H213V94H215V95H217L216 93L217 92H219L220 91V93H219V95L223 92V91H226V92H229L228 90H229V87H227V89L225 90V88H222ZM234 89H236V87H234L233 86V91H235ZM14 90V89H13ZM13 90H11V91H13ZM15 90H16V88H15ZM41 90V89H40ZM75 90H77V89H75ZM79 90V89H78ZM98 90V89H97ZM132 90V89H131ZM140 90V89H139ZM197 90V89H196ZM4 91V92H5ZM24 91V90H23ZM38 91V90H37ZM42 91V90H41ZM58 91V90H57ZM68 91H70V90H67L66 88H64L63 87V89H61V92H60V94H59V96H58V99H57V102H55L56 104H57V106L59 105V106H62L63 104H66L67 102H69V101H72L73 99H74V96H75V94H76V92L74 91V92H68ZM107 91V90H106ZM127 91V90H126ZM212 91V90H211ZM230 91H232V90H230ZM249 91H250V89H249ZM264 91V90H263ZM8 92H9V90H8ZM7 92V93H8ZM19 92V91H18ZM52 92V91H51ZM53 92H54V90H53ZM53 92H52V94H53ZM92 92H93V90H92ZM98 92V91H97ZM109 92V91H108ZM14 93V92H13ZM34 93H36V92H33V94ZM41 93V92H40ZM42 93H44V92H42ZM193 93H198L197 91H193ZM192 92H191V94H193ZM223 93H225V92H223ZM236 93V92H235ZM247 93H250V92H248L247 91ZM259 93H260V91H259ZM264 93V92H263ZM15 94V93H14ZM17 94V93H16ZM15 94V95H16ZM50 94V93H49ZM56 94V93H55ZM97 94V93H96ZM149 94V95H150ZM163 94V93H162ZM187 94H188V92H187ZM38 95V94H37ZM40 95V94H39ZM43 95V94H42ZM48 95V94H47ZM47 95H45V96H47ZM78 95V94H77ZM148 95V96H149ZM197 96H194L191 100H188V96L186 97V98H184L185 99V101H184V99H180L182 102H185V107L188 105V107L187 108H189V107H199L198 108V110H200V108H202L200 111H196V114L198 113V116H196V114L194 115V117H196L194 120V122H192V124H185V125H183V126H180V130H181V133L179 134V136L176 138V139H174L173 140V142L171 143L169 140L168 141H166L167 139H162V138H154V137H152L153 138V142H151L152 140H147L146 141V143L147 142H151V144L152 143H154L153 145H154V147L153 148H157L158 149V151H157V149H152V148H150V150L152 149L153 151L151 152V153H154L155 152V150H156V154H158L157 156V158L158 159H156V160H154V159H152L151 161H146V162H144L142 159H138V160H135L134 159V155H133V153L134 152H136L137 150H139L140 148H141V145L143 146V147H146V146H148V144L145 146V144L143 145V144H141V143H138V144H140V148H139V145L136 143V144H134V145H131V147L132 148H130V150H127L128 148H126V149H124V151H123V153H121L120 152V150H117L116 149V151H118L121 155H119V153H117L116 151H114L115 149H113L112 151H111V153H109V156H108V154H107V158H105V159H107V161H109L110 162V160L111 161H114L113 159H115V157L112 159L111 157H113L112 155L114 154V152H116L114 155H116L117 156V154H118V156H120V157H118V159L117 160H115V162H114V164H116L117 166H124V165H126L127 163H126V161L128 160V161H130V160H135L136 161V164H137V169L135 170V172H132L133 173V176H131L130 178H127V177H121V175L120 176H118V178H116V181H115V183L113 184V185H110V184H108L106 181V179H104L103 180V182H104V186H103V189H100L101 191H102V195H101V197H103V198H99L100 197V195H99V197L97 198V196L98 195H96V193H95V195H94V198L96 197L97 199V201L99 202V200H101V204L99 203V206L100 207H98L99 208V212L97 213V214H95V215H93L92 213H95V212H92L91 214H87V215H84V214H82V213H73V211H72V214L70 215V213H69V211L67 212L69 215L67 216V217H70V218H68L67 219V222L68 223H70L71 224V227H67V226H65V223H64V225H62V226H59L58 225V223L56 224V223H54L55 221H53L54 219L52 218V220L50 221L51 222V224L52 225H50L51 227L49 228V231L48 232H46V233H48L49 235V237L51 236L52 237V239H48V240H46V238H44L45 240L43 241V242H46V243H48V241L50 240V241H56V242H54V245L53 246H55L56 244H57V242H60V241H57V239L56 238H61L62 240H63V242H64V246H62L61 245V247L59 246V250H63L65 247H66V251L65 250H63L64 252H62L61 254H57L55 251V253L56 254H53V255H55V256H53L52 255V257L51 256H44V257H46V258H42V257H38L37 255H41L42 256V252L43 251H41V253L40 254H38L39 253V251H36V250H38V249H34V251H36V252H34V251H32V252H34L35 254L33 255V256H31L28 260H27V258H26V260L28 261H26L25 259V262L24 263H26V264H42V263H44V264H227V263H225L226 261V259H230L229 260V262H231V264H264V256H262L263 254H264V252H263V250H261L262 249V247L264 246V214H263V212H264V185H262V184H259V186L261 187H259V186H257V184L255 183V180L256 181H258L259 180V182H261V178H260V176H257L256 175V173L254 174V172H256V171H254L253 173H251V170H248L244 165H243V167L240 165V168H236L237 170L235 171V173L237 172V171H239V172H237V174H239V176L238 175H236V177H235V179L234 180H231L232 182H227L226 181V183H227V185H229V187H227V185H226V187L227 188H225V185H223V184H225V181L222 179V178H220L221 176H218V175H221V170L223 169V167L225 168V167H230V166H234V168L237 166V167H239V164L238 163H240L241 161L243 162V164H245V163H247V164H249V162H254V163H256V164H258L257 166H261V165H264V151H260V152H256V153H248V152H245V151H247L249 148H252V145H253V143L252 144H250L249 142L252 140V142L253 141H256V142H258V143H256L257 145H259V143H261V142H264V108L262 107V105L259 103V104H256L258 101L257 100H259V99H257V100H255V99H250V101H247L246 100V98L244 99V100H246V102H244L245 104H244V108H245V110H243L242 108H239V110H234V109H237L236 107L234 108H226V105H224V106H220L221 108H223V109H221L219 106L217 107V108H220L221 110H219V109H217L216 110V108L215 109H213V112L211 111V112H207V111H209V110H207L208 108L207 107H209L210 106V104L211 105H214L213 104V102H214V100H217V96H215V97H210V96H205L204 94H202V92H201V94L199 93V94H196ZM218 95V96H219ZM225 95V94H224ZM224 95H222L221 94V96H219L218 98H222ZM260 95V94H259ZM264 95V94H263ZM21 96V95H20ZM201 96H203V98L201 97ZM245 96V95H244ZM38 97V96H37ZM53 97H54V95H53ZM56 97V96H55ZM54 97V98H55ZM139 97V96H138ZM154 97H155V99H156V96H155V94H154V96H152L151 98L154 100ZM225 97V96H224ZM227 97V96H226ZM233 97V96H232ZM246 97V96H245ZM253 98L255 97V96H252ZM9 98V97H8ZM16 98V97H15ZM31 98V97H30ZM43 98H45L44 96H43ZM228 98V97H227ZM47 99V98H46ZM52 99V98H51ZM115 99V98H114ZM167 99V98H166ZM209 99V100H208ZM212 99H214L213 100V102H212ZM231 99V98H230ZM44 100V99H43ZM47 100H49V99H47ZM152 100V101H153ZM24 101V100H23ZM130 101V100H129ZM210 102V103H205V102ZM222 101V100H221ZM220 100H219V104H220V102H221ZM77 102V101H76ZM136 102V101H135ZM223 102V101H222ZM230 102V101H229ZM235 102V101H234ZM237 102V101H236ZM263 102H264V100H263ZM41 104H42V102H40ZM45 103V102H44ZM203 103V104H202ZM7 104V103H6ZM46 104H50L49 103V101L46 103ZM77 104V103H76ZM82 104V106H83V103H81ZM95 104V103H94ZM121 104V103H120ZM131 104V103H130ZM200 104V105H199ZM233 104V103H232ZM25 105V104H24ZM23 105V106H24ZM36 105V104H35ZM39 105V104H38ZM51 105V104H50ZM53 105V104H52ZM70 106H71V104H69ZM73 105V104H72ZM208 105V106H207ZM216 105V104H215ZM231 105V104H230ZM235 105H237V104H235ZM44 106H46L47 107V105H45L44 104ZM41 107V108H45V107ZM76 106V105H75ZM80 106V105H79ZM98 106V105H97ZM130 106V105H129ZM149 106V105H148ZM16 107H18V106H16ZM22 107V106H21ZM49 107V106H48ZM51 107V106H50ZM78 107V106H77ZM76 107V108H77ZM96 107V106H95ZM131 107V106H130ZM203 107H205L206 108V111H205V108H203ZM19 108V107H18ZM28 108V107H27ZM62 108V107H61ZM82 108V107H81ZM110 108V107H109ZM184 108V107H183ZM194 108V109H195ZM210 108H213V107H210ZM246 108H248V110L246 111ZM251 110H250V109ZM26 109V108H25ZM29 109V108H28ZM27 109V110H28ZM40 109V108H39ZM57 109H58V107H57ZM63 109V108H62ZM95 109V108H94ZM259 109V110H258ZM16 110H17V108H16ZM22 110H24V109H21V111ZM37 110H38V108H37ZM44 110H46V111H48V109H44ZM61 110V109H60ZM67 110V109H66ZM69 110H73V109H69ZM90 110V109H89ZM88 110V111H89ZM202 110H204V112H201ZM214 110H216V111H214ZM255 110H258V111H256L257 112V114L256 113H254L253 114V111L255 112ZM35 111V110H34ZM41 111V110H40ZM40 111H38V112H40ZM50 111V110H49ZM48 111V112H49ZM52 111V110H51ZM220 111L222 112V113H220ZM250 111V112H249ZM14 112V111H13ZM27 112V111H26ZM63 112H65V111H63ZM70 112V111H69ZM77 112V111H76ZM76 112H72V114L73 113H76ZM129 112V111H128ZM144 112V111H143ZM216 112V113H215ZM10 113H12V112H10ZM25 113V112H24ZM24 113H23V115H24ZM27 113H29V112H27ZM31 113H32V111H31ZM36 113V112H35ZM40 113H42V114H38V115H36L35 116V118H33V120H31L30 122H27L26 123V125H25V128L23 127V129H25V131L28 133V135L29 136H31V137H36V136H40V135H42L46 130H48V127L50 128V126H49V120L50 119H48V118H46V115L43 113V112H40ZM46 113V112H45ZM53 113V112H52ZM78 113V112H77ZM81 113V112H80ZM86 113H88V112H86ZM85 113V114H86ZM126 113H127V110H126ZM14 114V113H13ZM49 114V113H48ZM128 114H130L131 115V113H128ZM128 114H126L127 116H129ZM256 114V115H255ZM22 115V114H21ZM71 115V114H70ZM83 115V114H82ZM186 115V114H185ZM25 116V115H24ZM28 116V115H27ZM53 116V115H52ZM55 116V115H54ZM59 117H60V120H61V118H63L62 117V115H58ZM122 116V115H121ZM124 116V115H123ZM140 116V115H139ZM13 117V116H12ZM11 117V118H12ZM16 117H20V116H16ZM15 117V118H16ZM59 117H57V116H55V118H57V119H59ZM73 118H74V116H72ZM80 117V116H79ZM79 117H77V118H79ZM86 117V116H85ZM113 117V116H112ZM29 118V117H28ZM30 118H31V116H30ZM82 118V117H81ZM98 118H99V116H98ZM106 118V117H105ZM121 118V117H120ZM128 118V117H127ZM161 118V117H160ZM164 117H162V125L164 124V125H167V124H169V122H167L168 120L167 119H163ZM169 118V117H168ZM232 118V119H231ZM236 118V119H235ZM238 118H240V119H242V123L238 120ZM13 119V118H12ZM25 119V118H24ZM83 119V118H82ZM129 119H130V117H129ZM171 119H173V118H171ZM171 119H169V120H171ZM228 119H230V120H228ZM10 120V119H9ZM49 122V123H47V121ZM63 120V119H62ZM77 120V119H76ZM75 119H74V121H76ZM99 120V119H98ZM123 120V119H122ZM160 120V119H159ZM161 120H160V123H161ZM167 120V121H166ZM232 120H234V121H232ZM238 120V121H237ZM12 121V122H11ZM72 121V120H71ZM70 121V122H71ZM74 121H72V122H74ZM82 121V120H81ZM102 121V120H101ZM229 121H231L232 123H231V125L229 126ZM10 122H11V124H13L14 122L15 123H17V120L16 119H13V120H10ZM71 122V123H72ZM95 122V121H94ZM172 123L174 122L173 120L171 121ZM189 122V121H188ZM236 122V123H235ZM9 123V122H8ZM47 123V124H46ZM107 123H109V122H107ZM148 123V122H147ZM171 123V124H172ZM235 123V124H234ZM19 124V123H18ZM65 124H66V122H65ZM80 124V123H79ZM123 124V123H122ZM16 125V124H15ZM48 125V126H47ZM51 125V124H50ZM62 125V124H61ZM61 125H59L58 127H60ZM86 125H88V124H86ZM62 126H64V125H62ZM82 126V125H81ZM80 126V127H81ZM121 126V125H120ZM160 126V125H159ZM86 126H84V128H85ZM89 127V126H88ZM87 127V128H88ZM97 127V126H96ZM106 127V126H105ZM104 127V128H105ZM170 127L172 128V125H170ZM174 127V126H173ZM229 127H231V130L229 129ZM22 128V127H21ZM78 128V127H77ZM83 128V127H82ZM83 128V129H84ZM90 128H92V127H90ZM175 128V127H174ZM64 128H62L61 127V129H58L57 130V133L58 134H60L61 132V130H63ZM157 129V128H156ZM176 129V128H175ZM174 129V130H175ZM228 129H229V131H228ZM78 130V129H77ZM89 130V129H88ZM180 130H178V131H180ZM150 131V130H149ZM66 132V131H65ZM78 132L79 131H77V134H78ZM80 132H81V130H80ZM82 132H83V130H82ZM88 132V131H87ZM174 132V131H173ZM22 133H23V131H22ZM71 133V132H70ZM69 133V134H70ZM197 133H202V135H196ZM0 134L2 135V136H4V137H7V138H12V139H14V141H15V139H17L18 141H19V137H17L18 135L17 134H14V132L11 130V129H7V128H5V129H2L1 131H0ZM46 134V133H45ZM72 134V133H71ZM73 134H75V133H73ZM92 134V133H91ZM150 134V133H149ZM67 135H68V133H67ZM93 135V134H92ZM112 135V134H111ZM175 136V135H174ZM202 136V137H201ZM45 137V136H44ZM200 137V138H199ZM67 137H65V139H66ZM93 138V137H92ZM141 138V136H139V139ZM147 138V137H146ZM10 139H9V141H10ZM22 139V138H21ZM35 139H37V138H35ZM99 139V138H98ZM138 139V138H137ZM144 139H145V137H144ZM151 139V138H150ZM28 141H30V140H28ZM50 141V140H49ZM59 141H61L60 140V138H59ZM74 141V140H73ZM12 142V141H11ZM21 142V141H20ZM39 142V141H38ZM58 142V141H57ZM71 142V141H70ZM91 142V144H92V142L93 141H90ZM95 142H96V140H95ZM105 142H107V141H105ZM9 143V142H8ZM14 143V142H13ZM94 143V142H93ZM108 143V142H107ZM248 143H249V145H248ZM12 144V143H11ZM36 144V143H35ZM58 144V143H57ZM60 144V143H59ZM63 144V143H62ZM68 144V143H67ZM81 144V143H80ZM96 144V143H95ZM105 144V143H104ZM109 144V143H108ZM255 144V142H254V145H256ZM79 145V144H78ZM83 145V144H82ZM135 145H137L136 147H135ZM248 145V146H247ZM253 145V147H256V146H254ZM260 145H262V143L260 144ZM1 146V145H0ZM38 146V145H37ZM51 146V145H50ZM50 146L48 147V148H50ZM66 146V145H65ZM103 146V145H102ZM135 148H137V150H135V149H133L134 147ZM150 146V145H149ZM14 147V146H13ZM80 147V146H79ZM90 147V146H89ZM95 147V146H94ZM97 147V146H96ZM95 147V148H96ZM106 147V145L104 146V151L103 152H105L106 150L105 149H107V148H105ZM125 147H127V144H126V146ZM246 147H248V148H246ZM29 144H28V150H29ZM61 148V147H60ZM86 148H88L87 146H86ZM92 148H93V145H92ZM97 148H99V147H97ZM108 148H109V146H108ZM111 148V147H110ZM148 148V150H149V147H147ZM189 148H207L209 151H210V154L207 156V157H205L204 158V165L202 164V166L200 167L199 166V168L198 169H196V171H194V172H192L190 175H188V177H186V178H184V179H177V178H175V176L176 175H173V174H171V173H166V171L168 172L169 170H167V168L169 169H171L172 170V166H168V164H170L171 163V161L169 162L167 159H164L165 158V155H169V152L168 153H166V154H164L166 151H168V150H170V149H173L176 153H179L180 155H181V153H182V155H184L183 153L184 152H186ZM246 148V149H245ZM258 148V147H257ZM19 149V148H18ZM23 149H24V147H23ZM32 149V148H31ZM83 149V148H82ZM88 149H90V148H88ZM112 149V148H111ZM238 149V150H237ZM239 149H240V151H241V153L242 154H240L239 152ZM242 149V150H241ZM256 149V148H255ZM27 150V149H26ZM27 150V151H28ZM35 150V149H34ZM59 149H57V151H58ZM62 150V149H61ZM101 150H102V148H101ZM126 150H127V152H126ZM162 151V153H163V151H165L163 154L161 153V152H159V151ZM173 150L171 151L170 150V153L172 152L173 154H175V152H173ZM239 151V152H237V151ZM257 150V149H256ZM260 150V149H259ZM2 151V150H1ZM9 151V150H8ZM27 151H26V153H27ZM87 151V150H86ZM90 151V150H89ZM93 151V150H92ZM92 151H91V153L90 154H93L92 153ZM96 151H98V150H96ZM95 151V152H96ZM114 151V152H113ZM130 151H132V152H130ZM243 151H244V153H243ZM258 151V150H257ZM94 152V151H93ZM109 152V151H108ZM139 152H140V150H139ZM139 152H138V154H139ZM160 154H159V153ZM203 152V151H202ZM206 152V151H205ZM14 153H15V151H14ZM29 153V152H28ZM31 153H33V152H31ZM39 153V152H38ZM44 153V152H43ZM47 153V152H46ZM45 153V154H46ZM49 153H50V151H49ZM88 153V152H87ZM99 153H102V152H99ZM10 154V153H9ZM40 154V153H39ZM38 154V155H39ZM103 154V153H102ZM110 154H112L111 156H110ZM236 154V155H235ZM11 155H13L12 153H11ZM15 156H16V154H14ZM30 154H28V156H29ZM36 155H37V152H36ZM41 155H43V154H41ZM97 155H100V154H97ZM104 155V154H103ZM142 155V154H141ZM172 155V154H171ZM179 155V156H180ZM50 156V155H49ZM68 156V155H67ZM91 156H93V155H91ZM102 156V155H101ZM178 156V157H179ZM25 157H27L26 155L24 156V158ZM41 157V156H40ZM63 157H65V156H63ZM88 157V156H87ZM89 157H90V155H89ZM94 157V156H93ZM144 157V156H143ZM161 157V158H160ZM182 157V156H181ZM180 157V158H181ZM184 157V156H183ZM15 157H13V159H14ZM32 158V157H31ZM49 158V159H48ZM48 158H40V159H42V163L41 164H43V165H46L47 164V162H49L50 161V157H48ZM62 158V157H61ZM68 158V157H67ZM97 158V157H96ZM99 158V157H98ZM167 158V157H166ZM18 159V158H17ZM49 161H48V160ZM70 159V158H69ZM1 160V159H0ZM3 160V159H2ZM26 160H27V158H26ZM33 160V159H32ZM34 160H36V159H34ZM33 160V161H34ZM162 161V162H160V161ZM180 160H182V159H180ZM246 160H248V161H246ZM7 161V160H6ZM52 161H53V159H52ZM143 161V162H142ZM156 161V162H155ZM164 161H165V163H168L167 164V166H166V164L164 163ZM167 161V162H166ZM203 161V160H202ZM9 162H10V160H9ZM9 162H7V163H9ZM104 162H105V160H104ZM242 162L240 163V164H242ZM6 163V162H5ZM11 163H12V161H11ZM73 163V162H72ZM106 163V162H105ZM183 163V162H182ZM253 163V164H254ZM4 164V163H3ZM49 164H50V162H49ZM49 164H48V167H49ZM78 164H79V162H78ZM96 164H97V162H96ZM99 164H100V162H99ZM104 164V163H103ZM109 164V163H108ZM165 164V165H164ZM185 164V163H184ZM184 164H183V166H184ZM235 164H238V165H235ZM252 164V166H254ZM11 165V164H10ZM21 165V164H20ZM23 165V164H22ZM24 165H25V163H24ZM80 165V164H79ZM78 165V166H79ZM171 165H173V163H171ZM176 165V170H177V164H175ZM225 165H227V166H225ZM5 166H7V165H5ZM33 166H35V165H33ZM57 166H59V164L57 165ZM62 166V165H61ZM70 166V165H69ZM81 166V165H80ZM100 165H98V167H99ZM109 166V165H108ZM110 166H112V165H110ZM166 166V167H165ZM250 166V165H249ZM256 166V165H255ZM254 166V167H255ZM12 168H13V166H11ZM10 167V168H11ZM21 167V166H20ZM20 167H19V170H20ZM43 167H45L46 168V166H43ZM52 167V166H51ZM71 167V166H70ZM90 167V166H89ZM91 167H92V165H91ZM90 167V168H91ZM141 167H145V168H147V171L145 172L146 174H147V176H148V178L146 177V174H144L143 173V171H140L141 169ZM188 167V166H187ZM241 167H242V169H241ZM6 168V167H5ZM9 168V169H10ZM17 168V167H16ZM16 168L14 169V170H16ZM25 168V167H24ZM32 168V167H31ZM50 168V167H49ZM54 168H57V167H54ZM61 168H64V167H61ZM67 168V167H66ZM69 168V167H68ZM73 168V167H72ZM87 168H88V166H87ZM126 168V167H125ZM128 168H129V166H128ZM149 168H153V170H155V176L156 175H160L161 174V171H162V176L160 175V176H157V177H155L154 176V180L152 179V178H150V177H153L152 175L154 174H150L148 171H150L149 170ZM165 168V170L166 171H164L163 169ZM173 168H175L174 166H173ZM232 168V167H231ZM244 168H245V171H244ZM259 168V167H258ZM263 167H261V169H262ZM4 169V168H3ZM12 169V170H13ZM18 169V168H17ZM21 169H23V168H21ZM35 168H33V170H34ZM39 169V168H38ZM37 169V170H38ZM80 169H83L82 167L80 168ZM140 169V170H139ZM158 169H160V170H157ZM190 169V168H189ZM248 171H247V170ZM253 169V168H252ZM260 169V170H261ZM51 170V169H50ZM59 170V169H58ZM66 170V169H65ZM186 170V169H185ZM191 170V169H190ZM264 170V169H263ZM9 171V170H8ZM67 171H68V169H67ZM74 171H75V169H74ZM224 171V170H223ZM250 171V172H249ZM6 172V171H5ZM11 172V171H10ZM23 172V171H22ZM46 172V171H45ZM53 172V171H52ZM70 172V171H69ZM72 172H73V170H72ZM70 173L71 175L73 174V173ZM78 172H80V171H78ZM160 172V173H159ZM18 174H20L19 173V171L17 172ZM28 173V172H27ZM29 173H30V171H29ZM33 172H31L30 174H32ZM62 173H64V172H62ZM68 173V172H67ZM158 173V174H157ZM166 173V174H165ZM185 173V172H184ZM223 173V172H222ZM263 173V172H262ZM8 173L6 172V175H7ZM10 174V173H9ZM9 174L7 175V176H9ZM14 174V173H13ZM12 174V175H13ZM17 174V175H18ZM22 174V173H21ZM24 174V173H23ZM34 174V173H33ZM36 174V173H35ZM53 174V173H52ZM224 174V173H223ZM230 174H231V172H230ZM232 174H233V172H232ZM5 175V176H6ZM11 175V174H10ZM29 175V174H28ZM55 175V174H54ZM58 175V174H57ZM80 175H81V173H80ZM102 175V174H101ZM104 175V174H103ZM112 175V174H111ZM128 175V174H127ZM151 175V176H150ZM229 175V174H228ZM14 176V175H13ZM20 176V175H19ZM47 176V175H46ZM59 176V175H58ZM62 176V175H61ZM73 176H74V174H73ZM82 176H84L83 174H82ZM88 176H90L89 178L90 179H93L94 177H92V173H91V175H88ZM106 176H107V174L105 175V176H102L103 178H106ZM231 176V175H230ZM238 176V177H237ZM3 177V176H2ZM16 176H14V178H15ZM36 177V176H35ZM67 177H69V176H67ZM108 177V176H107ZM116 177H117V175H116ZM30 178H31V176H30ZM38 178H39V176H38ZM38 178H36L35 180H28L27 179V181L24 183V185H22V187H23V189H24V193L27 195V193H31V191H33V189H34V187H36L35 189H37V188H39L40 187V185L39 184H41L42 183V185H43V182H42V180H41V183H39V181H37V179ZM61 178V177H60ZM63 178V177H62ZM65 178H66V176H65ZM84 178H85V176H84ZM87 176H86V178H85V180L87 181V182H89L90 183V179H89ZM102 178V179H103ZM133 178H141V181L140 182H136V183H133V181L131 180V179H133ZM181 178H183V177H181ZM6 179V178H5ZM12 179V178H11ZM17 179V178H16ZM20 179V178H19ZM23 179H25V178H23ZM258 179V180H257ZM2 180V179H1ZM21 180V179H20ZM69 180H70V178H69ZM83 181V182H86V181ZM89 180V181H88ZM94 180H96V179H94ZM94 180H92V182L94 181ZM132 181V183H131V181ZM140 180V179H139ZM223 180V181H222ZM13 181V180H12ZM11 181V182H12ZM58 181V180H57ZM64 181V180H63ZM4 182H6V185H8L7 184V181H4ZM23 182V181H22ZM22 182L20 181V183L22 184ZM91 182V183H92ZM102 182V181H101ZM102 182V183H103ZM109 182V181H108ZM18 183V182H17ZM62 182L60 181V184H61ZM65 183V181L63 182V184ZM66 183H67V181H66ZM90 183V184H91ZM96 183V182H95ZM99 181H98V185H99ZM229 183V184H228ZM11 185L13 184V182L12 183H10ZM81 184V183H80ZM85 184V183H84ZM87 184V183H86ZM89 184V185H90ZM253 184H255V187L257 186V189H259L261 192H257V191H255L254 190V186H252ZM2 185V184H1ZM5 185V184H4ZM10 185V186H11ZM14 185V184H13ZM66 185V184H65ZM67 185H69V184H67ZM76 185V184H75ZM16 186V185H15ZM88 186V185H87ZM112 186V187H111ZM2 187H4L3 185H2ZM8 187V186H7ZM12 188L14 187V186H11ZM11 187H10V189H11ZM69 187H71V185L69 186ZM85 187V186H84ZM5 188V187H4ZM20 188V187H19ZM55 188V187H54ZM75 188V187H74ZM88 188V187H87ZM94 188V187H93ZM92 188V189H93ZM3 189V188H2ZM32 189V190H31ZM34 189V190H35ZM168 189V191H169V189H171L172 191H169V192H171V193H173V192H187L188 194L189 193H192V194H195V196H196V199H199V200H203L204 201V206L203 207H201V206H198L199 207V209H194V210H190V211H187V214H188V216H182L181 214H185L184 213V211L183 210H181V211H179L178 212V210L180 209H174V211H172L173 212V215H175V218L177 219L178 218V220H177V224L175 225V223H171L170 221V219L167 217V216H165V214H164V212H168V207L166 206V203H165V198H166V190ZM39 190V189H38ZM45 190H47V189H45ZM51 190H52V188H51ZM58 191H60L59 189H57ZM86 191H84L85 193H87V194H84V196H86L85 198H83V200L82 201H84V202H87V203H91V204H89V207H93V208H95V206H98V203H96V205L94 204V205H92V203L94 202V198H93V194L92 193H94V191L92 192V190L91 189H89L88 188V190H90L89 192H88V190L87 189H85ZM98 190V189H97ZM26 191H29V192H27L26 193ZM53 191V190H52ZM71 191H73V190H71ZM77 191V190H76ZM21 192V191H20ZM79 192V191H78ZM78 192H76V193H78ZM51 193H53V192H51ZM56 194H57V192H55ZM61 193V192H60ZM60 193L58 194V195H60ZM68 193V192H67ZM72 193V192H71ZM81 193V192H80ZM88 193H91V194H89L88 195ZM168 193V192H167ZM239 193V194H238ZM49 194V193H48ZM47 194V195H48ZM82 194H83V192H82ZM50 195V194H49ZM79 195H81V194H79ZM78 195V196H79ZM148 195H150V197H151V199H147V196ZM172 195V194H171ZM173 195H175L174 193H173ZM177 195V194H176ZM28 196V195H27ZM31 196V195H30ZM37 196V195H36ZM68 196V195H67ZM82 196V195H81ZM191 196V195H190ZM6 197V196H5ZM44 197V196H43ZM55 197V196H54ZM69 198H70V196H68ZM176 197V196H175ZM49 199H51V198H53V197H51V195L48 197ZM58 198V197H57ZM82 198V197H81ZM15 199V198H14ZM55 199V198H54ZM71 199V198H70ZM122 199H125V200H123V201H128V204H127V209H126V211L125 212H123L122 214H119L118 213V211H117V209H115V208H113L112 206L113 205H115L116 203H118V202H120V201H122ZM178 199V198H177ZM3 200H5V199H3ZM3 200L1 201V202H3ZM7 200H9V199H7ZM7 200H5V201H7ZM39 200V199H38ZM48 200V199H47ZM60 200V199H59ZM66 200H68V198L66 199ZM77 200V199H76ZM151 200H153V201H151ZM24 201V200H23ZM32 201H33V199H32ZM43 201V200H42ZM180 201V200H179ZM8 202V201H7ZM10 202V201H9ZM13 202V201H12ZM21 202H22V200H21ZM54 202H55V200H54ZM57 202V201H56ZM4 203V202H3ZM2 203V204H3ZM194 203V202H193ZM35 204V203H34ZM56 204V203H55ZM206 204V205H205ZM7 205V204H6ZM6 205H5V207H6ZM17 205H19V204H17ZM38 205V204H37ZM91 205V206H90ZM101 205H102V207H101ZM4 206V205H3ZM13 206V205H12ZM49 206H51V205H49ZM87 206V205H86ZM20 207V206H19ZM18 207V208H19ZM28 207H29V205H28ZM36 207V206H35ZM72 207V206H71ZM44 208H46V207H44ZM55 208H57V207H55ZM68 208H70V207H68ZM186 208V207H185ZM2 209V208H1ZM61 209V208H60ZM100 209H101V211H100ZM47 209H44V211H46ZM74 210V209H73ZM92 210V209H91ZM96 210V209H95ZM98 210V209H97ZM43 211V210H42ZM215 211H222V212H225V211H230V212H228V213H231L232 212V217H231V219L230 220H227L228 222H226V221H220V220H217V219H209L208 218V220L205 222V223H202V225H201V223H200V221H199V219L200 218H202L203 216H210V215H212V214H215L214 212ZM18 212V211H17ZM34 212V211H33ZM41 212V211H40ZM40 212H39V214H40ZM50 212V211H49ZM82 212H83V210H82ZM9 213V212H8ZM7 213V214H8ZM15 212H13V214H14ZM44 213H46V212H44ZM53 213V212H52ZM62 213V212H61ZM181 213V214H180ZM226 213V212H225ZM224 213V214H225ZM10 214V213H9ZM11 214H12V211H11ZM17 214V213H16ZM38 214V213H37ZM63 214V213H62ZM86 214V213H85ZM3 215V214H2ZM1 215V216H2ZM18 215V214H17ZM22 215V214H21ZM48 215V214H47ZM57 215V214H56ZM161 215H164L163 217L161 216ZM169 215V214H168ZM222 216H223V214H221ZM225 215H227V213L225 214ZM13 217H10L9 216V218L8 217H5L6 218V220L5 221H7V219L9 220V219H15V218H17L15 215H12ZM19 216V215H18ZM49 216V215H48ZM161 216V217H160ZM215 216V215H214ZM220 216V215H219ZM50 217V216H49ZM58 217V216H57ZM66 217V216H65ZM183 217H184V219H183ZM211 217H213V216H211ZM228 217V216H227ZM227 217L225 218V216H224V218L225 219H227ZM23 218V217H22ZM31 218V217H30ZM47 218V217H46ZM215 218V217H214ZM2 219L3 218H1L0 219V224H5L6 222L3 220L2 221ZM203 219V218H202ZM219 219H222L221 217H219ZM229 219V218H228ZM23 220H25V219H23ZM32 220V219H31ZM49 220V219H48ZM140 220H142V224H139L140 223ZM206 220V219H205ZM204 220V221H205ZM254 222H253V221ZM255 220H257L258 222L256 223V221ZM35 221V220H34ZM53 221V222H52ZM203 221V222H204ZM217 221V222H216ZM247 221V222H246ZM248 221H250L249 222V224L251 223L252 224V226L253 227H256V226H258V227H256V228H252V229H249V227L247 228L245 225H244V223L245 224H247L248 223ZM5 222V223H4ZM9 222H10V220H9ZM14 222V221H13ZM33 222V221H32ZM43 222H44V220H43ZM172 222H173V220H172ZM218 222H219V224H218ZM11 223H12V220H11ZM18 223V222H17ZM7 224V223H6ZM5 224V225H6ZM15 224V223H14ZM25 224V223H24ZM49 224V223H48ZM23 225V224H22ZM21 225V226H22ZM55 225H58V226H55ZM254 225H256V226H254ZM24 226V225H23ZM22 226V227H23ZM30 226V225H29ZM42 226V225H41ZM43 227V226H42ZM46 228H48V225H47V227ZM97 228H105V229H103L104 231H105V235H104V237H103V230L102 231H100V229H97ZM218 228V229H217ZM221 228V229H220ZM251 228V227H250ZM9 229V228H8ZM13 229V228H12ZM15 229V228H14ZM20 229V228H19ZM22 229V228H21ZM31 230H32V228H30ZM95 229H97V230H95ZM1 230V229H0ZM16 231H17V229H15ZM33 230H34V228H33ZM99 230V231H98ZM10 231V230H9ZM8 231V232H9ZM19 232V231H18ZM35 232H38V231H35ZM40 232V231H39ZM96 232L99 234V233H102L101 235L102 236H100L99 238H98V234H96ZM32 233V232H31ZM31 233H29V234H31ZM96 234L95 236H91L92 234ZM10 234V233H9ZM9 234H7L8 236H9ZM15 234H17V232L15 233ZM36 234V233H35ZM3 235H4V233H3ZM42 235V234H41ZM43 235H45V234H43ZM161 235V236H160ZM2 236V235H1ZM0 236V237H1ZM20 236V235H19ZM24 236V235H23ZM33 236H34V234H33ZM47 236V237H48ZM97 236V239H95V237ZM132 236H134V237H136V239H138V242L139 243H136L135 242V244L133 243V244H126V243H121L123 240H124V237H132ZM159 236V237H158ZM32 237V236H31ZM50 237V238H51ZM55 237V238H54ZM103 237V238H102ZM3 238H5V237H3ZM2 238V239H3ZM18 238V237H17ZM100 238H102V239H100ZM157 238L158 239H160V240H157ZM222 238H225V242L227 243V244H220V246H217V247H213L212 246V244L214 243V241L216 240V242L218 241V240H220V239H222ZM54 239V240H53ZM230 241V242H228V241ZM246 240V241H245ZM250 240V241H249ZM23 241V240H22ZM39 241H41V240H39ZM133 241H134V239H133ZM132 241V242H133ZM156 241H158V242H156ZM222 241V240H221ZM249 241V244H248V247L244 250V251H240L241 249H239L238 250V247H240L241 246V244L242 243H244L245 242V244H246V242H248ZM254 242L252 245H250L251 243L250 242ZM35 242V241H34ZM63 242H62V244H63ZM232 242V243H231ZM235 242V243H234ZM6 243V242H5ZM9 244H11L10 242H8ZM46 243H42V245H41V243H38L37 245L38 246H45L46 245ZM56 243V244H55ZM156 243H158V244H156ZM232 244V247H230V245ZM234 243V244H233ZM14 244H16L15 242H14ZM60 244V243H59ZM104 244V245H103ZM119 244H120V246H119ZM217 244V243H216ZM228 244H230V245H228ZM235 244H237V246L235 245ZM239 244V245H238ZM254 244H255V246H254ZM13 245V244H12ZM102 245H103V247H102ZM217 245H219V244H217ZM234 245V246H233ZM250 245V246H249ZM9 246V245H8ZM17 246H18V244H17ZM40 246V248H42ZM46 246H48V245H46ZM51 247H52V245H50ZM236 246V247H235ZM2 247V246H1ZM12 248V247H11ZM25 248V247H24ZM39 248V247H38ZM50 247L48 246V247H46V249H49ZM100 249V251H99V253L97 254V255H91V252H93L92 250H95V249ZM236 248V249H235ZM3 249V248H2ZM1 250V249H0ZM11 250V249H10ZM41 250V249H40ZM5 251H6V249H5ZM3 252V251H2ZM47 252V251H46ZM138 252V255H135L136 253ZM4 253V252H3ZM5 254V253H4ZM11 255V254H10ZM57 255V256H56ZM132 255L135 257V256H137V258L135 259V260H131L130 259V257H132ZM16 256V255H15ZM18 256V255H17ZM28 256V255H27ZM259 256V257H258ZM261 256V257H260ZM9 257V256H8ZM19 257H20V255H19ZM49 257V258H48ZM133 257V258H134ZM261 258V260H259V262H253V261H251V258ZM25 258V257H24ZM20 259V258H19ZM30 260V261H29ZM14 261V260H13ZM21 262H23V261H21ZM8 263H10V262H8ZM12 264V263H11ZM23 264V263H22Z\"/></svg>",
	"mask_w": 264,
	"mask_h": 264
}]
</instances>
